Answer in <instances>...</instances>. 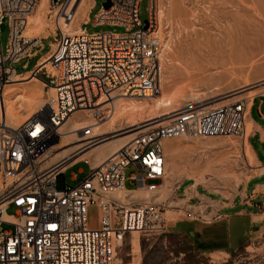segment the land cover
I'll use <instances>...</instances> for the list:
<instances>
[{"label":"built area","instance_id":"built-area-1","mask_svg":"<svg viewBox=\"0 0 264 264\" xmlns=\"http://www.w3.org/2000/svg\"><path fill=\"white\" fill-rule=\"evenodd\" d=\"M70 1L50 0V7L72 24L75 15L66 10ZM112 3L110 10L102 8L95 22L98 26L124 27L125 32L72 35L57 28L56 46L51 45L43 57L47 62L34 70L56 91L50 105L22 126H11L0 117V152L7 162L6 192L0 195V264H114L119 247L116 242L133 233L159 238L170 228L161 206L127 204L113 196L114 192L129 195L132 191L126 187L129 166L136 171L129 177L136 190L155 193L166 176L161 139L190 134L203 139H244L246 135L243 102L213 110L189 106L176 112V121L140 131L113 158L97 170L91 168L88 178L76 179L74 175V187L60 188L57 180L65 172L62 163L45 164L54 156L51 142L60 140L61 128L69 117L93 106L101 120L107 119L103 106L112 104L109 100L114 91L128 99L151 98L155 93L144 84L146 65L151 63L160 73L162 46L139 19L141 0ZM38 4L39 0H0V35L3 25L10 28L7 48L4 52L0 49L1 86L18 76L14 64L39 54L48 40L26 35L28 16L38 10ZM153 20L157 21L155 16ZM141 62L145 63L143 70ZM62 67L71 75L63 74ZM87 94L93 102L90 107ZM84 134L93 139L89 127ZM40 148L44 149L39 152ZM35 159L45 164L38 168ZM92 207L97 208L101 224L95 229L89 227L94 221L89 213ZM11 208L14 213L9 215Z\"/></svg>","mask_w":264,"mask_h":264},{"label":"rangeland","instance_id":"rangeland-1","mask_svg":"<svg viewBox=\"0 0 264 264\" xmlns=\"http://www.w3.org/2000/svg\"><path fill=\"white\" fill-rule=\"evenodd\" d=\"M94 1L80 0L74 10L76 16L72 22L73 25L67 24L66 26H64V20L57 14V10H53L47 3V14L42 16L37 13L32 18L33 23L34 20H39V22L41 20L40 29L35 32L37 35L34 36H54L59 23L66 33L76 32L78 27L84 23ZM106 1L97 0L90 15L91 23L89 26H85L88 34L105 31L125 32L124 27L94 26L96 15L105 7L103 5ZM242 1L156 0V16L164 41L161 97L166 100L172 99V104L170 107L160 108L155 112L147 109L145 113H142V119L155 118L157 113H165L171 111L172 108L180 110L191 106L203 110L218 105L233 104L237 100L247 101L249 110L252 106L256 107L253 110V117L258 118L257 107L264 103V11H261L264 0H256V2L244 0V3ZM140 5L139 19L146 27L149 23L151 4L149 0H141ZM71 25L72 27L67 29ZM9 32L10 28L6 27L0 35L3 52L9 42ZM248 33H257L256 38L260 39L262 51L256 55L257 57L255 56L249 63L223 64L217 62L215 64L210 62L213 57L209 55L220 48L219 43L222 39L227 40L228 36L232 34ZM54 41L55 39L52 38L45 40L39 54L13 65L15 71L19 75H23L27 70L34 68L35 64L51 50ZM194 58L197 60L202 58L201 62H197L198 66L193 63ZM213 64L215 65L213 66ZM21 84L11 87L15 88V92L9 95V99H16L19 95L32 97L33 93L35 94L38 90L44 92L46 97L50 96V88L39 82L32 81L27 85L22 82ZM23 103L24 101L20 100V103H16V108ZM136 103L148 105L151 102L139 101ZM247 115L249 116V113ZM259 115L261 117L260 113ZM114 117L113 121H116L114 130L127 126L124 116L117 113ZM22 119L20 117L21 121H23ZM25 122L18 123L16 121L15 124L21 125ZM109 123L102 125L97 133L106 132ZM143 125L146 124L140 126ZM248 129L252 133L250 125H248ZM138 131L120 137L124 138L136 134ZM119 134H111L105 138L108 139ZM246 145L247 147L243 148L244 145L240 141L225 137L214 139L188 137L165 141L168 176L164 183L165 189L163 188L155 200L160 199L159 203L166 202L165 211L170 212L167 213V218L170 221L169 232L159 238H146L135 233L127 235L122 245L118 247L114 264H264V232L254 234L249 247H241L236 252L228 254H200L193 248L192 242L178 232L180 222H206L211 219H219L224 215L225 208L222 207V204L226 202V197H233L241 187V183L251 179L253 169L256 167L257 160L250 139ZM89 173L90 166L88 164L77 162L60 176L59 186L60 188L74 187L77 185V182L73 180L74 175L78 174V178L82 179L86 178ZM135 173L134 166L126 169L127 188L133 187L129 177ZM196 184H200L195 188L200 196L193 198L190 204H186L185 202L192 192L191 190L188 192V190L189 188L193 189ZM4 188L0 171V194ZM178 188L180 191H177ZM135 196L139 199V204L144 203L148 198L143 192H137ZM169 204L171 208L168 207ZM185 204L186 206H184ZM190 205L192 208L189 207ZM255 208L257 211L261 210L256 206ZM195 210L199 215L194 213ZM13 213L14 208H11L8 214ZM89 213L90 218L94 220L91 223L95 224L98 221L97 208L92 207ZM136 240L138 245L135 243Z\"/></svg>","mask_w":264,"mask_h":264},{"label":"bare ground","instance_id":"bare-ground-1","mask_svg":"<svg viewBox=\"0 0 264 264\" xmlns=\"http://www.w3.org/2000/svg\"><path fill=\"white\" fill-rule=\"evenodd\" d=\"M80 0H71L69 2V4L67 5V12L68 13H74V15L76 16V11H74L76 9L77 4L79 3ZM241 1V0H240ZM256 2V0H254ZM97 0L94 1V4H92L91 9L89 14L87 15V17L84 20V23L82 24V26H79L78 29L76 30V32L74 33H81V32H86L85 26H89L90 22V15L92 13V10L95 7ZM150 2V8H151V12H150V18L152 17L151 21H149V23L147 24L146 28L149 29L151 35L157 39L158 41H160L161 43V63H160V73L157 69L156 66H153L151 63L147 64V75H146V81L144 82L145 85L147 86H151L153 88V90L155 91L154 96L151 98H121L120 96L117 95V92H112V98L109 100L111 101L110 104L109 102H107L103 107V113L104 115L107 116V119L105 120H101L98 116H97V111L96 109L91 106L92 105V100H90L88 94H87V100L89 102V107L91 106V108H87V109H79L78 112H76L75 114H73L72 116H70L69 120L62 126L60 134H62V136L60 137L59 141H56L57 139H54L50 146L52 148L53 154L54 156H52L50 159L49 158V153H46V160L48 159V164L42 163L40 161H38L37 159H35V166L36 167H40L45 165H49L50 163H57V164H61L64 168V171L66 172L70 167H72L73 165L77 164V162H84L86 164H88L90 166V171L91 168L93 170H97L98 167L102 166V164L106 163L107 161H109L111 158H113L116 154H118L124 144L129 141L130 139H132L133 137L139 135L140 131H144V132H148L152 129H155L157 127L163 126L167 123H171L173 121H176V112L179 111L177 109H173L171 111L165 112V113H161V114H156L155 118H146V119H142V113H145L147 109H149L151 112H155L156 110H159L160 108H165V107H170L172 104V99H164V97L162 96V77H163V73H164V68H163V62H164V41L162 39L161 36V32H160V28H159V24H158V20H157V4H156V0H149ZM243 3L245 2L244 0L242 1ZM50 6V0H39V6H38V10L33 14V15H29L28 16V26L26 29V35L30 36V37H36L34 35H37V31H39L40 26H41V20L39 22V20H34L33 23V16H35L37 13H40L43 15L47 14V9H48V5ZM111 3V7L109 9H107L106 7H104L106 10H110L114 5L112 3V0H110ZM242 3V5H243ZM241 4V3H240ZM259 4V3H257ZM52 8V7H51ZM261 11H264V5L261 6ZM221 13V12H220ZM59 15V17H61L62 20H64L63 16L60 15L59 13H57ZM261 15V14H260ZM74 16V19H75ZM154 16L156 17V20H153ZM228 16V15H227ZM149 18V20H150ZM228 18V17H227ZM32 19V20H31ZM41 19V18H40ZM73 19V20H74ZM225 19V17H224ZM229 19V18H228ZM231 19V18H230ZM262 19V18H261ZM59 23V22H58ZM67 23L64 20V26H66ZM73 25V24H72ZM71 26L67 27V29H70ZM96 25V26H95ZM144 25V24H143ZM94 26L98 27V23L94 21ZM61 23H59V26H57V28H61ZM6 26L3 25L2 27V32L5 30ZM63 30V29H62ZM58 33V31L54 34V36H48V39L52 38L55 39L53 46H56V41L57 39L55 38L56 34ZM71 32H68L67 34H74ZM257 33H248V34H232L230 36H228L229 38L227 40H221V42L219 43V47L217 49V51H214L211 53V57H213V59L210 61L211 63H215L217 64V62H221L223 64H233V63H249V61H251L252 59L255 58L256 55L260 54L262 49H261V42L256 38ZM224 37V36H223ZM262 41V39H261ZM216 46V45H215ZM0 49H2V45H1V41H0ZM1 55V52H0ZM257 57V56H256ZM192 59V58H191ZM202 60V58H200ZM197 60V59H193V63L197 65V62H201V60ZM210 59V58H209ZM47 57H45L43 59V63L47 62ZM203 61H208V60H203ZM210 63V64H211ZM220 63V64H221ZM213 64V66L215 65ZM222 64V65H223ZM198 66V65H197ZM145 67V63L141 62V68ZM144 68H142L143 70ZM61 71L63 72V74L65 75H71V71L68 70L67 67H62ZM37 72L33 73L31 75V77H27L23 78V75H19L14 78L13 81L9 82V84H6L4 86L0 85V117L5 120V122L7 121V123L9 125H13V126H22L21 125H16L15 122L17 121L18 123L23 122V121H28V119H30L31 117H33L34 115H36L37 113H40L41 111H43V109L46 106L50 105V100L54 97V94L56 93L55 89H53V87L48 86L47 83L44 80L43 75H37ZM39 76H42V78L39 79ZM37 78V80H36ZM31 79V81H29ZM29 81V82H27ZM32 81H36L39 82L41 85H45L46 87L50 88V93H49V97H46V94L44 92L41 91H36V93L32 96V97H25L24 95H19L16 99H9V95H11L12 92H15V88H11L12 86H19L22 85L21 83L25 82L27 84L31 83ZM37 90V89H36ZM22 92V91H21ZM23 94H25L24 92H22ZM180 95V94H179ZM175 97V96H174ZM174 99V98H173ZM21 101H24L23 104H19L20 106L16 108V105L18 103H20ZM125 100L129 101L126 102ZM151 102L148 105H141L140 103L137 104L136 102ZM243 102L246 105V117H245V129H246V121H247V111H248V103L245 100H237L236 102ZM17 103V104H16ZM234 104V103H233ZM225 105H230V104H225ZM220 106L223 105H218L217 107H212V108H205L204 110H213L216 108H219ZM108 107H112L111 111H108ZM192 108V107H191ZM182 110V109H180ZM117 113L121 116L125 117L126 120V127L124 126L123 129H118V130H114V126L116 124V121L113 119L115 118L114 116L117 115ZM20 117L23 118L21 121ZM84 118V119H83ZM141 119V120H139ZM119 120V119H117ZM15 121V122H13ZM110 122V123H109ZM107 123H109L110 125L108 126V129L106 132L104 133H100L98 134L97 131L100 130V127H102V125H107ZM141 124H146L143 126H140ZM90 128L92 130V140H89L86 138L85 134H84V129L85 128ZM145 127V128H143ZM143 128V129H141ZM140 130V131H138ZM138 131V133L130 135V136H126V137H120L123 136L127 133H131V132H136ZM119 134V135H114L111 136L110 138H105L108 137V135L111 134ZM1 134H0V144H1ZM191 138H196V139H203L201 137H194L193 135L190 134ZM188 137H184V138H188ZM219 137H225V138H230L233 140H237L240 141L244 146L243 148L247 147V142L249 140V136H248V132L246 129V135L244 136V139L242 138H238V137H229V136H219ZM217 137V138H219ZM215 138V137H214ZM214 138H209V139H214ZM172 139H182V138H172ZM172 139H161V143H160V147L162 148V152L164 155V163L166 166V176L164 177V180L162 181L161 185L158 187L157 192L155 193H149L147 191L144 190H136V188L133 186L132 188H128L130 190H132L131 192H129L130 194H126L127 192H114L113 196L116 199H119L121 201H123L124 203L127 204H135V205H147V206H161L162 208L165 209L166 205L165 203H159L158 200H155L157 198V196L162 192L163 188L165 189L166 185L164 186L165 181L167 180V176H168V168H167V163H166V154H165V147H164V142L165 141H171ZM207 139V138H205ZM60 143V144H59ZM92 148L93 146H96ZM100 145V146H99ZM44 148H40L38 151L40 152L41 150H43ZM108 149V150H107ZM76 160V161H75ZM75 161L73 164L72 162ZM72 164V165H71ZM133 165L129 166L132 167ZM7 167V162L6 160L4 161V159L2 158V152H0V171H1V175H2V179L4 180V174H5V168ZM128 167V168H129ZM64 172V173H65ZM90 174V173H89ZM76 179L78 178V174L75 175ZM89 175L86 177L88 178ZM60 178V177H59ZM80 179V178H78ZM58 181V180H57ZM77 182V180H75ZM4 184V181H3ZM5 187V184H4ZM127 187V186H126ZM6 188V187H5ZM3 189V191L1 192L0 195L4 194L6 192V189ZM141 193L143 192L144 194H146L148 196V198L145 200L144 203L139 204L138 202V198L135 196V193ZM126 194V195H125ZM191 201L189 203L186 204H190ZM186 204L184 206H186ZM169 208H171V205H168ZM191 207V205L189 206ZM188 208V206H187ZM192 208V207H191ZM190 208H188L189 210ZM190 211V210H189ZM167 212L166 211V217H167ZM195 214H198V212H196V210L194 211ZM201 214V213H200ZM10 215V214H9ZM199 217V216H198ZM168 219V218H167ZM100 219L94 224V223H89V227L91 229H95L97 227H100ZM134 234V233H133ZM135 234H139V233H135ZM127 237V236H126ZM125 237V238H126ZM138 237V236H137ZM124 238V239H125ZM123 241H118L116 242V244L118 246L122 245ZM135 243L138 245L137 240L135 241Z\"/></svg>","mask_w":264,"mask_h":264},{"label":"crops","instance_id":"crops-1","mask_svg":"<svg viewBox=\"0 0 264 264\" xmlns=\"http://www.w3.org/2000/svg\"><path fill=\"white\" fill-rule=\"evenodd\" d=\"M42 60L43 57L34 68L23 74V78L31 77L35 73L34 70L42 65ZM255 108L252 106L249 110L248 107L249 116L247 115L246 121V129L257 160L251 179L241 183L233 197H226V202L222 204L225 213L219 219L206 222L184 221L178 224V232L186 236L200 254L236 252L241 247H249L254 234L264 232V103L257 107V119L253 117ZM248 125L252 133L249 132ZM198 185L200 184H196L193 189L189 188L188 192H192L185 203L200 196L195 189ZM179 189L177 191H180ZM255 206L261 207V210L257 211Z\"/></svg>","mask_w":264,"mask_h":264},{"label":"water","instance_id":"water-1","mask_svg":"<svg viewBox=\"0 0 264 264\" xmlns=\"http://www.w3.org/2000/svg\"><path fill=\"white\" fill-rule=\"evenodd\" d=\"M103 6H105L107 9H109V8L112 6L111 3H110V0H107V1L104 3Z\"/></svg>","mask_w":264,"mask_h":264}]
</instances>
